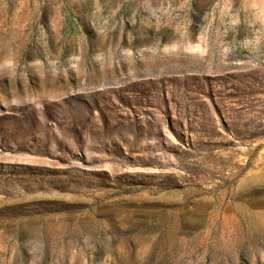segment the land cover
<instances>
[{"label":"rangeland","instance_id":"rangeland-1","mask_svg":"<svg viewBox=\"0 0 264 264\" xmlns=\"http://www.w3.org/2000/svg\"><path fill=\"white\" fill-rule=\"evenodd\" d=\"M0 264H264V0H0Z\"/></svg>","mask_w":264,"mask_h":264}]
</instances>
